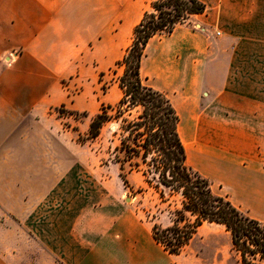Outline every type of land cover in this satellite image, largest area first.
Returning <instances> with one entry per match:
<instances>
[{"label": "crops", "instance_id": "0c3cea01", "mask_svg": "<svg viewBox=\"0 0 264 264\" xmlns=\"http://www.w3.org/2000/svg\"><path fill=\"white\" fill-rule=\"evenodd\" d=\"M149 1L0 0V264H188L112 192L95 191L107 200L89 205L93 191L80 183L94 178L90 164L74 156V132L48 113L68 109L60 82L75 73L83 88L70 103L93 108L113 34L125 54ZM200 1L204 13L151 39L141 72L157 78L151 87L177 112L187 164L264 222V0ZM110 85L103 99L118 100L122 91ZM109 163L112 173L98 180L122 181L121 165ZM126 180L146 186L136 171Z\"/></svg>", "mask_w": 264, "mask_h": 264}, {"label": "trees", "instance_id": "16d2710c", "mask_svg": "<svg viewBox=\"0 0 264 264\" xmlns=\"http://www.w3.org/2000/svg\"><path fill=\"white\" fill-rule=\"evenodd\" d=\"M205 9L200 0L151 1L150 10L133 28L130 46L116 63L123 66L118 78L122 96L115 105L100 107L90 120L88 137L97 138L104 125L115 122L114 133L120 135L117 151L123 154L116 163L122 168L128 164L129 172H140L162 201L161 187L180 195V207L171 212V224L161 227L153 223L151 228L154 241L169 254L179 255L198 228L208 222L225 227L240 264H264V222L248 216L226 196L215 194L210 182L187 164L177 112L164 93L143 83L141 77V64L151 39L170 35L177 25ZM120 177L128 186L124 173Z\"/></svg>", "mask_w": 264, "mask_h": 264}, {"label": "rangeland", "instance_id": "374dc122", "mask_svg": "<svg viewBox=\"0 0 264 264\" xmlns=\"http://www.w3.org/2000/svg\"><path fill=\"white\" fill-rule=\"evenodd\" d=\"M151 1L152 0L149 2L151 3ZM115 24L116 23H113V27ZM195 29H198V27ZM131 38L132 34H130L127 38V42L131 40ZM158 39L159 38L155 39L152 45ZM111 42L112 61L110 65H107L105 69L100 72L98 78L96 79L97 90H95V92L97 95L95 96L96 99L94 101L93 108L88 111L74 110L75 108L71 103L74 101V99H78L77 95L80 94V90L83 88L81 85V78L78 79L79 75L75 73L74 75L63 79L60 82L62 90L70 98L69 101L71 103L68 102V109L65 108V104H61L54 109H50L48 113L56 115V118L59 120L60 126L63 129H69L70 131L74 132L76 140L74 156L79 160H87L90 164L88 170L94 175V178L90 177V180H81L80 184L82 189L87 183L85 187L93 191L89 202L91 207H97L96 205H101L105 200H107L94 196L95 191L105 189L107 193L112 192V194L116 195V198H118L122 204L131 206L139 216V219L142 220L145 225H153V223H157L161 227H165L171 224V212L174 209L180 207V195L175 193L171 194L169 193L168 189L161 187L164 193V199L162 201L157 191L154 188L148 187L147 185L142 189L135 190L132 189L128 180V186H125L119 178H105L106 182L104 184H102V179L99 181L97 178L100 176V174H111L112 170L107 169L105 165L110 164V161L116 163L117 157H119V159H122L123 157V154H120L117 151V147L120 145V135L118 134V131L114 133L115 131H112L111 129V126L114 128L117 127L115 122L104 125L97 138L90 139L88 137L90 120L99 112L100 107L102 105L113 106L121 98L119 97L118 100L114 101L106 97L103 99V95L105 94L107 88L111 86L110 84L117 85L118 78L123 72V66H118L116 63L121 60L122 56L124 55L125 48L123 46H119L118 38H116L114 34ZM147 56L148 59H146V62L149 61V58L151 57V51H148ZM91 67L97 71L99 67L98 58H95V60L91 63ZM141 76L143 83L148 86H154L155 82L157 81L156 77L146 73L145 68L142 70ZM133 114H135V112H133ZM81 169L83 168L81 167ZM121 172L124 173L126 178V175L129 172V165L124 164L123 168L120 169V173ZM211 189L215 194L225 196V194L217 187V185L212 184ZM243 212L246 213L245 211ZM247 215L249 216V214ZM6 221L10 223L15 222L18 223V225H24L25 223L23 216L20 215H8L6 217ZM231 247L230 234L225 230L223 225L204 222L198 228L190 243L179 254L180 256L178 259L181 260L182 263L188 264H217V257H221L223 258L222 264H237L239 262L238 256Z\"/></svg>", "mask_w": 264, "mask_h": 264}, {"label": "built area", "instance_id": "2783aa9c", "mask_svg": "<svg viewBox=\"0 0 264 264\" xmlns=\"http://www.w3.org/2000/svg\"><path fill=\"white\" fill-rule=\"evenodd\" d=\"M17 57V53L16 52H13V53H11L10 55H9V58H7L5 61L7 62V63H10V61H12L14 58H16Z\"/></svg>", "mask_w": 264, "mask_h": 264}]
</instances>
